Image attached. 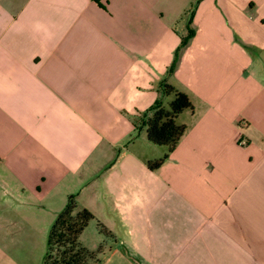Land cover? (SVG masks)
Segmentation results:
<instances>
[{
    "label": "crops",
    "instance_id": "crops-1",
    "mask_svg": "<svg viewBox=\"0 0 264 264\" xmlns=\"http://www.w3.org/2000/svg\"><path fill=\"white\" fill-rule=\"evenodd\" d=\"M161 83L190 109L150 169ZM68 195L98 264H264V0H0V264Z\"/></svg>",
    "mask_w": 264,
    "mask_h": 264
},
{
    "label": "trees",
    "instance_id": "trees-1",
    "mask_svg": "<svg viewBox=\"0 0 264 264\" xmlns=\"http://www.w3.org/2000/svg\"><path fill=\"white\" fill-rule=\"evenodd\" d=\"M92 1L98 3V0ZM183 42L182 38L179 46L183 45ZM171 65L167 67L166 72L171 70ZM169 93L172 97L164 107L162 99ZM184 109H190L186 95L161 83L158 96L142 111L141 126L144 127L145 139L151 144L165 148L162 157L147 162L148 168H155L182 135L184 126L176 123L175 117ZM91 218V214L84 208H78L72 196L68 195L47 229L40 264H98L101 245L87 250L77 241V235ZM98 229L102 234L105 233L101 226Z\"/></svg>",
    "mask_w": 264,
    "mask_h": 264
},
{
    "label": "rangeland",
    "instance_id": "rangeland-1",
    "mask_svg": "<svg viewBox=\"0 0 264 264\" xmlns=\"http://www.w3.org/2000/svg\"><path fill=\"white\" fill-rule=\"evenodd\" d=\"M171 97H172L171 93H169V94H167L166 96L163 97L162 105L164 107L166 106L167 102L171 99ZM90 223H92V222H89L87 224L88 226L85 225L83 227V233H84V236L87 239L92 238V236L94 235L93 228L90 227V225H93V224H90ZM45 232L46 231H44V238L43 239H38L36 244L33 245V255L27 261V264H40L41 263V257H42L43 251H44Z\"/></svg>",
    "mask_w": 264,
    "mask_h": 264
}]
</instances>
